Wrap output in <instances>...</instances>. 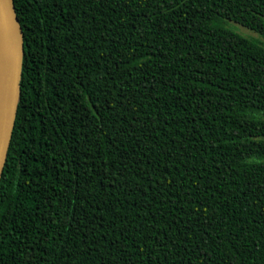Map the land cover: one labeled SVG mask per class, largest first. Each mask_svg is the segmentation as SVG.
Returning a JSON list of instances; mask_svg holds the SVG:
<instances>
[{
    "label": "trees",
    "instance_id": "16d2710c",
    "mask_svg": "<svg viewBox=\"0 0 264 264\" xmlns=\"http://www.w3.org/2000/svg\"><path fill=\"white\" fill-rule=\"evenodd\" d=\"M14 2L0 264H264V0Z\"/></svg>",
    "mask_w": 264,
    "mask_h": 264
},
{
    "label": "water",
    "instance_id": "95a60500",
    "mask_svg": "<svg viewBox=\"0 0 264 264\" xmlns=\"http://www.w3.org/2000/svg\"><path fill=\"white\" fill-rule=\"evenodd\" d=\"M24 54V31L15 2L0 0V181L20 102Z\"/></svg>",
    "mask_w": 264,
    "mask_h": 264
},
{
    "label": "rangeland",
    "instance_id": "374dc122",
    "mask_svg": "<svg viewBox=\"0 0 264 264\" xmlns=\"http://www.w3.org/2000/svg\"><path fill=\"white\" fill-rule=\"evenodd\" d=\"M232 30H234L235 32L243 35V36H246V37H256L260 40H262L264 42V38L260 37L258 34H256L255 32L239 25V24H236V23H229L228 25Z\"/></svg>",
    "mask_w": 264,
    "mask_h": 264
}]
</instances>
